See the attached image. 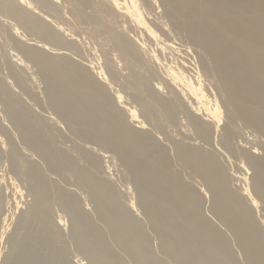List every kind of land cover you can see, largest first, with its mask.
I'll list each match as a JSON object with an SVG mask.
<instances>
[{
  "label": "bare ground",
  "instance_id": "6f19581e",
  "mask_svg": "<svg viewBox=\"0 0 264 264\" xmlns=\"http://www.w3.org/2000/svg\"><path fill=\"white\" fill-rule=\"evenodd\" d=\"M58 4L67 7L66 19L70 20L69 23H73H70L72 28L63 14L66 9L61 5L59 8ZM1 17L6 18L7 21L4 19L1 23L3 21ZM8 20L11 22L8 24L10 28L5 30V32L9 31V36L6 32L7 39L2 31ZM0 23V32L3 33L4 40L6 39L4 45L10 47L6 50L16 52V55L14 54L16 57L11 56L15 58L14 60L9 56L13 52L6 54L9 57L5 55L8 68L12 63L10 60L14 61L8 71V74H11L8 77L11 76L14 80L13 82L11 79V83L17 84H14L15 87L18 86L20 89L23 85L25 88L24 81L28 78L25 80L22 71L26 72L28 66L22 70L19 65L22 66L24 63L33 65L37 72L35 70L29 72L38 74L45 85L43 92L48 102V109L51 111L50 115L54 117L49 115L51 118L48 119L53 122V128L55 129L56 125L57 127L60 124L62 127L64 125L69 131L68 135H72L75 141L85 143L84 147L87 143L97 146L105 152L103 154H111V160L116 154L120 159L114 158L119 159L117 161H121L120 164L124 167L122 169L129 172L128 182H131L129 183L133 186V193L137 197L134 204L129 200L123 203L114 186L96 176V173L101 171V157L104 155L101 154L100 159V155L94 156L88 147L84 149L80 145H76L73 149L76 157H73L72 152V155L70 154L69 151L72 149L68 151L58 149L55 145V136L53 137L55 132L52 127L47 126L46 118L33 114L30 107L28 110V106L26 108V104L25 106L23 104L25 102H22V99L20 101L18 98L20 95L16 93V96L11 92L12 89L9 90V82L7 86V82L3 80L7 81V76L0 78V120L8 122V125L15 128V134L18 133L23 151H27V154L36 157L40 162L38 165L30 161L23 155L24 152L21 154L14 141L9 142L12 140L8 141L4 138L6 144L8 141V148L5 151L0 148V163L4 161L7 166L3 174L13 182H19L20 184L17 185L22 186L31 199L27 208L25 205L26 209L23 212H20V209L18 211V203L10 204L11 208L17 211L15 213L18 215L15 219L18 225L20 223L24 226L27 222L30 224L26 232L23 230L25 233L22 232L23 228L21 229L18 238L21 235L27 238L34 229L39 235L40 228L47 234L46 238H51L48 239L49 241H55L57 244L60 241L64 242V232L62 231L61 234L60 231L62 224L64 228V217L59 215L62 220L53 217V209L58 208V211L70 221L69 230L67 229L69 240L67 239L66 243L72 240L73 247L80 251L77 255L80 256L81 253L87 264H129L127 261L130 260L133 264H169V262L240 264L238 261L241 262V259L237 261L238 256L235 257L234 249L243 255L240 256L244 258L242 263L264 264V219L259 221V217L257 219L253 214L255 212L253 210L258 209V202L264 205V155L257 157L252 149L251 153L240 150L244 161L239 160L243 164L236 169L252 173L250 182L245 172L235 177L236 181L250 183L247 188L245 186V189H239L240 191L235 193L237 191L231 190L229 179L233 180L231 176L238 175V172L237 174L232 172L231 175L230 172L225 171L226 169L212 154L220 151L221 144L223 150H229L236 155L237 151L235 152L230 144L237 136L238 122L244 123L254 135L257 134V137L258 135L264 137V0H0ZM66 23L70 28L66 27ZM74 26L81 32L80 37L84 36L88 38L87 42L92 41V44L96 45L94 46L98 49L92 46L100 52L96 51L104 61L101 63L104 64L103 67L100 65L98 67L101 68L96 70L90 62L83 64L77 60L78 58L75 59L77 55H81L82 49L78 50L81 41L79 36L76 37L79 34L76 32L78 30L73 31ZM173 36L180 41L172 40ZM28 37L33 38L31 44L24 40ZM86 39H81V46ZM143 41L148 42L147 45ZM172 41L175 42L174 45ZM176 41L182 42L177 43L178 45L185 43L187 46L182 45V49L181 46L175 48ZM149 43L150 46L154 44L157 50L148 46ZM145 45L148 46L149 52L146 51L147 49L144 50ZM149 48H154L157 54ZM166 51H177L183 56L175 52L178 55H174L177 57L175 58L177 64L173 61L176 65L174 66L172 62L173 66H169L174 60L171 54V58H166V61L172 60L168 66H165L168 62L163 59L169 55ZM195 55L197 60L193 59V61L194 57H190ZM178 57L182 59L179 60ZM161 58L165 62L164 67L161 66L163 63L160 65L164 70L158 78L155 72L157 69L160 72V67L155 72L154 68ZM83 60L86 62V57ZM112 62L119 63L120 70L122 68L125 73L127 71L125 76H123L124 72H121L122 80H120L122 78L120 71L116 70L118 67H115L117 63L114 65ZM5 64L3 65L6 66ZM31 68L30 70L34 69ZM0 70L3 71L1 67ZM26 76L30 75L26 74ZM31 77H34L33 73ZM156 77L159 81H156ZM204 77L206 84L203 81ZM207 78L210 79L209 83H213V85L208 83L213 90L206 86ZM114 83H118L117 88L120 89L114 90L116 84L114 88L112 87L113 93L110 84L114 86ZM164 89L167 90L169 98H165L167 97L165 91L160 94ZM108 90L113 95H110ZM210 90L213 94H210ZM221 108L224 109L226 116L224 118L227 120L223 131L221 130V143H218L219 140L217 141L216 138L215 145L211 138L217 127H220L218 125L221 124L219 123ZM178 115L185 117L184 122L187 123L188 132L189 128L193 130L194 132L190 131V133H195L199 142L206 145L212 141L214 147L218 143V149L213 147L217 149L214 151L210 148L213 151L210 153L204 151L206 148L201 149L202 144L199 149L200 144L195 143L193 139H187L192 136L186 134L181 135L187 137L185 141H193L196 148L184 144V136L182 138L179 136L181 143L176 139L175 142L171 141L175 132L172 135L168 130L181 124L176 123L178 119L182 120ZM148 123L157 132L154 133L156 136L163 135L165 142L172 143L170 146L172 148L173 145L174 151L171 152L175 153V157L173 158L174 154L169 152L173 160L182 165L180 167H183L186 173L189 170L191 175L189 173L188 175L191 178H199L205 189L201 188L197 191L192 185H188L186 180V182L182 181L178 171L174 169L179 165L173 166L175 162L171 163L165 150L168 144L163 147L164 143L157 142L152 134L153 130H149L151 133L146 130ZM181 125L180 128L184 127ZM1 126L0 135L5 129ZM238 130L241 131L240 128ZM178 135L180 134H177V137ZM160 136H157L158 141H161ZM189 144L191 145L192 142ZM80 162L82 164L86 162L87 166H82ZM184 169L178 170L184 173ZM46 172L59 176L60 179L59 177L57 179L63 183L71 184L74 180L72 185L77 187L75 190L80 189L81 193L88 195L91 201L89 204H93L94 210L91 209L95 211L94 219L99 224H94L92 217L83 209V198L82 201L79 198L81 196H75L73 191L71 193L65 190L60 186L63 184L59 181L55 183L53 181L55 178L51 180ZM182 178L184 179V176ZM207 192L210 194V200L208 199L210 208L206 206L207 211L209 209L208 212L211 211L209 216L212 215V219L219 223L220 227L225 226L230 232L226 230V235L229 233L231 240H235L239 248H235L234 244L232 245L234 249L230 247L229 234L225 236V233H222L225 229L220 231L221 229H217V224L215 225L217 227L213 225L214 223L211 224L213 222L211 218L206 219L209 216L205 218L207 214L204 215L206 210L204 203ZM1 196L4 201L5 196ZM204 196L205 200H203ZM3 205L2 203L0 207L2 208ZM135 207L144 212L146 217L144 219L149 224L147 225H151L157 233L159 241L157 246L160 249L157 253H154L155 250L152 251L148 245L149 236L147 235L148 238L145 236V227L143 230L140 224L144 223V219L139 223L134 216ZM2 211L5 213L6 210L2 208ZM3 213L0 215L2 216ZM9 214L13 216V213ZM6 217L7 215H4L0 221L3 223L2 229L6 224L8 218ZM152 233L154 235V232ZM67 244L64 246L62 244V247L66 248ZM67 248V251L64 249L66 254L70 252ZM238 251L237 254L240 253ZM124 256L130 260L125 261L127 258L124 259ZM40 257L42 256L38 258ZM66 258L64 254V259ZM77 260H72L71 264H74V261L83 264L80 259Z\"/></svg>",
  "mask_w": 264,
  "mask_h": 264
},
{
  "label": "rangeland",
  "instance_id": "374dc122",
  "mask_svg": "<svg viewBox=\"0 0 264 264\" xmlns=\"http://www.w3.org/2000/svg\"><path fill=\"white\" fill-rule=\"evenodd\" d=\"M59 5V8H61V4H58ZM61 5V6H60ZM63 5H65V4H63ZM62 8H65V9H63V10H65V12L63 13L65 16V19H66V11H67V7L66 6H62ZM63 10H60V11H63ZM67 16H69V14H67ZM1 19H3V21L1 22V23H3L4 22V19L7 21V19L6 18H2L1 17ZM68 19H70V17H68ZM67 20V19H66ZM5 21V22H6ZM9 22H7V25L11 22L10 20H8ZM68 21V23H69V21L70 20H67ZM0 23V24H1ZM68 23H66V25L68 24ZM70 23H72V22H70ZM69 23V24H70ZM4 24H6V23H4ZM3 24V25H4ZM73 24V23H72ZM7 25H6V27L3 29L4 31H2L3 33H4V36H9V31L7 32V35H6V32H5V30H6V28L7 29H9L10 27H9V25H8V27H7ZM71 25V24H70ZM70 25H67L66 27H69ZM5 26V25H4ZM3 26V27H4ZM2 27V26H1ZM2 27V28H3ZM71 28L73 27L72 25L70 26ZM69 27V28H70ZM74 28H75V26H74ZM76 29L77 28H75V29H73V31H76ZM78 30V29H77ZM2 32H0L1 34V36H0V38L2 37V35H3V33ZM22 32V31H21ZM76 32H78L77 34L78 35H76V37L77 36H81L82 34H80L81 32H79V30L78 31H76ZM8 36L6 37L7 39H8ZM79 37H78V39H77V44L79 43L78 42V40H79ZM83 37V38H82ZM82 37H80V41L82 42V40L81 39H86V38H84V36H82ZM30 38V39H29ZM172 38V37H171ZM175 38V39H174ZM33 39V38H32ZM32 39H31V37H28V38H26V39H24L27 43L29 42L30 44H31V42H33L32 41ZM88 39V38H87ZM83 40V44H82V46L84 45L85 47H83L82 48V46H81V42H80V47H79V45H78V50H80V49H82V51H83V53H82V51H80L81 52V55L80 56H76V58L75 59H77L78 61H80L81 63H88L89 64V62L93 65V68L94 69H96V70H98V68H101V67H98V66H100L101 65V63H104V61H103V59L101 58V56H100V54H98L96 51H98V50H96V49H98V48H96L95 46V44H92V41H89V42H91L90 44H88L89 42H87L88 40ZM179 40L178 38H176L175 36H173V39L172 40ZM1 41H0V67H1V69L3 70V71H1V75L0 76H2V77H0L1 79L2 78H5L6 76L8 77V75H11V74H8L9 72L8 71H10V65L11 64H13V60L15 59H13V57H16V56H14V54L16 53H14V51H11V50H9V51H11V52H13V53H11V52H8L7 50H6V48L7 47H5V45H4V43H5V40H4V38L2 37L1 39H0ZM4 40V41H3ZM30 40V41H29ZM180 41V40H179ZM177 42L176 41V47L175 48H180V46H181V49L183 48L182 47V45H184V47H186L187 45H185V43H183L182 45H178V44H180V43H182V42ZM8 41H6V45H8V43H7ZM146 45H147V43H146V41H143ZM178 43V44H177ZM88 44V45H87ZM172 44L174 45L175 44V42H173L172 41ZM10 45V44H9ZM96 48H94L93 46ZM145 45V46H146ZM151 44L149 43V45L148 46H150ZM143 47V48H145L144 50H146V51H148V46H146V47ZM150 47H155V45L154 44H152V46H150ZM92 48V49H91ZM7 49H10V47L8 46V48ZM94 49V50H93ZM150 49H152L151 51H153L154 50V48H149V50ZM155 49H156V47H155ZM13 50V49H12ZM157 50V49H156ZM156 50H154L155 51V53H156ZM8 53H7V52ZM150 51V52H151ZM89 52V53H88ZM99 52V51H98ZM149 52V51H148ZM167 52V51H166ZM169 52V53H168ZM167 53L169 54V55H166V57L163 59V58H161L160 59V64L158 63V64H156L157 65V67H155L154 68V72H155V70L157 69V68H159L160 67V72L158 71L159 69H157V71L155 72V73H157V77L159 76V75H162V71L164 70L162 67H164V63L165 62H163V60L164 61H166L167 59H169V58H171V54L173 55L172 56V59H174V60H172V59H170V61L168 60V61H166V62H168V63H166L167 65H165V66H168L169 65V62H170V64H172V62L174 61L175 62V60H177V59H175V58H177V57H175V56H178V55H176V53H177V51H174V52H171V51H168ZM171 52V53H170ZM176 52V53H175ZM9 53H11V54H9ZM100 53V52H99ZM173 53H175V54H173ZM8 55L9 54V56L11 57L12 55H13V57H11L10 59V62H12V63H10V65H9V68H8V64L6 63L7 62V58L5 57V55ZM77 54H79V53H77ZM157 54V53H156ZM177 54H179V55H181L182 53H180V52H178ZM6 55V56H7ZM16 55V54H15ZM83 55V57H81ZM164 55V56H165ZM175 55V56H174ZM9 56H7V57H9ZM88 56V57H87ZM99 56V57H98ZM168 56V57H167ZM170 56V57H169ZM183 55H181V57H182ZM82 59H81V58ZM85 57H86V60L88 61H86V62H84V60H83V58L85 59ZM174 57V58H173ZM181 57H178V59L180 58V59H182ZM190 57V56H189ZM192 57H194V58H192ZM196 57V55L195 56H191L190 58H192V60L194 59H196L197 60V57ZM101 58V59H100ZM167 58V59H166ZM5 59H6V61H5ZM9 59V58H8ZM163 59V60H162ZM179 59V60H180ZM102 60V61H101ZM193 60V61H194ZM195 60V61H196ZM3 61H5V63H3ZM75 61V60H74ZM173 62V64H174V66L177 64L176 62V64ZM177 62H179V61H177ZM9 63V62H8ZM16 63V62H15ZM112 63H114V62H112ZM117 63V62H116ZM116 63H114V65L116 64ZM163 63V64H162ZM3 64H5L6 66H7V68H6V66H4ZM22 64V63H21ZM25 64H26V66H25ZM91 64H90V66H91ZM162 64V65H161ZM173 64L172 65H169V66H173ZM17 65V64H16ZM15 65V66H16ZM118 65H119V63H117V65L115 66V67H118ZM155 65V66H156ZM162 67H161V66ZM195 65H197V64H195ZM4 66V67H3ZM24 66V67H23ZM28 66V67H27ZM30 66V67H29ZM31 66H32V68H34L33 70H30V68H31ZM102 67L104 66V64L103 65H101ZM5 68V69H3V68ZM18 67V66H17ZM17 67H15V68H17ZM19 67L22 69V70H24L25 69V67H27L26 69H27V71L25 72V71H22V73L23 74H25V80L27 79L28 81H30V82H28L27 80L26 81H24V84H26V87L24 88V85L21 87L22 89L24 88V89H26V90H22V89H20V88H18V86H16L15 87V85H17V84H15V83H11L12 81H11V76H9L7 79V81H6V79H3L4 81H5V83H6V85L8 84V82H9V85H7V86H9L8 88H9V90L10 89H12V93H14L15 95H16V93H17V95L19 96L18 98H20V101H21V99H22V102H25V103H23L24 104V106H25V104H26V108H27V106H28V110H29V107H30V111H32V113L33 114H35V115H38L39 117H42L43 119H45V121H47L46 122V124H47V126L48 127H52V129H53V132H55V134L53 135V137L55 136V141H56V143H55V141H54V143H55V145H56V147L58 148V149H60V150H62V149H64V150H66V151H68L69 149H72L71 151H69L70 152V154H71V152L73 153V149H75V146L77 145V146H82L84 149L86 148V147H88L87 149L88 150H91V154H93L94 156H99V158L102 156V155H104V157H105V155H107L105 158L104 157H101L100 159H101V161H102V163H101V171L99 172V173H96L97 175L96 176H98L99 178H101V179H103V180H105V181H108V183H110V185L111 186H114V189L119 193V195L121 196V198H122V200L124 201L123 203H126L128 200L129 201H132L133 202V204L134 203H136L135 202V199L137 198L136 197V194L135 193H133L134 191L132 190L133 189V186L128 182V180H130V178H129V176L127 177V174H129V172H128V170H127V172L125 171V169H122V168H124L123 167V165L122 164H120V162H118L117 160H119L120 158L115 154L113 157H112V160L110 159V157L112 156L111 154H109V153H106V154H103V153H105L104 151L102 152L97 146H94V145H92L91 143H87L86 144V146L84 147V145H85V143L84 144H82L83 142H80V143H78V140H76L75 141V139L72 137V135H68V133H69V131H67V129H65V126L63 125V127H62V125L60 126L59 124V126H60V129H59V126L57 127V125L55 126V129L53 128L54 126H52L53 124V122L51 121V120H49L48 118H54L52 115H50V113H51V111H49V106H48V102H47V100H46V97H45V94H44V92H43V90L45 89V85H43V81L40 79V76L38 75V74H35L34 72H29V71H36L37 72V70H36V68L35 67H33V65H27V63H24L22 66L21 65H19ZM92 67V66H91ZM120 67H121V65H120ZM120 67H118L116 70L120 73V76L122 77V74H121V72H124V70H122V68H121V70H120ZM31 68V69H32ZM7 69V70H6ZM17 69H19V68H17ZM29 69V70H28ZM103 69V68H102ZM119 69V70H118ZM11 73V72H10ZM32 73H33V75H34V77H31L32 76ZM20 74H21V70H20ZM26 74H29L30 76H26ZM125 74H127V71H126V73L124 72V74H123V76H125ZM5 75V76H4ZM38 75L39 76V78H38V76H37V78H36V76ZM4 76V77H3ZM127 76V75H126ZM156 77V81L158 80L159 81V77L157 78ZM10 78V79H9ZM205 78L206 77H204V79H203V81L205 80ZM24 79V78H23ZM123 79V77L120 79V80H122ZM13 80V79H12ZM38 80V81H37ZM207 84L209 83V78H207ZM42 81V82H41ZM13 82H14V80H13ZM26 82V83H25ZM37 82V83H36ZM154 82H155V79H154ZM206 81H204V83H205ZM212 82V81H211ZM28 83V84H27ZM15 84V85H14ZM35 84H37V85H35ZM118 86H117V85ZM114 83L113 85L114 86H112V84H110L111 85V88L110 89H112V92L114 93V90L116 91V90H119L117 87H119V84L118 83ZM206 84V83H205ZM209 84H212L213 85V83H209ZM209 84L208 85H206V86H208L209 87V89H212V88H210V87H212L211 85L209 86ZM13 85V86H12ZM30 85H31V87H30ZM34 85V86H33ZM109 85V86H110ZM115 85H116V87H115ZM33 86V87H32ZM20 87V86H19ZM39 87V88H38ZM115 87V89L113 90V88ZM17 88V89H16ZM34 88V89H33ZM44 88V89H43ZM117 88V89H116ZM109 89V88H108ZM22 90V91H21ZM213 90V89H212ZM212 90H210V94H213V92L211 93V91ZM21 91V92H20ZM25 91V92H24ZM29 91V92H28ZM163 91V92H162ZM161 92H160V94H163L164 93V91H165V89L164 90H162ZM167 91V90H166ZM165 91V95H167V92ZM25 93V96H24V93ZM108 92H109V90H108ZM23 93V94H22ZM29 93V94H28ZM113 93H111V92H109V94L110 95H113ZM44 94V95H43ZM16 95V96H17ZM169 95V94H168ZM167 95V97H165V98H169L170 96H168ZM214 95H215V91H214ZM126 96V95H125ZM163 97H164V95H163ZM171 97H172V95H171ZM213 97V95L211 96V98ZM23 98H24V100H23ZM35 99V100H34ZM27 100V101H26ZM44 100H46V101H44ZM27 102V103H26ZM45 102H47V103H45ZM46 104H47V106H46ZM44 105V106H43ZM133 106H135V105H133ZM0 109H1V107H0ZM32 109V110H31ZM221 110H222V112H221ZM223 110L224 109H220V114H221V118H220V120H221V122H220V120H219V123H221L220 125H218V126H220V127H217V133H219V134H217L216 132L212 135V137L214 138H211V140L213 141V143H215V145H216V142L218 141V143L220 142V140H221V133H222V131H223V129H224V126H225V122H226V118H224V117H226L225 116V111L223 112ZM1 111V110H0ZM43 111V112H42ZM201 113V112H200ZM42 114V115H41ZM1 115V114H0ZM41 115V116H40ZM51 117H50V116ZM45 116V117H44ZM49 116V117H48ZM178 116H180V117H178V118H180V119H182L181 121H179V119L177 120V122L176 123H181L180 125L181 126H184V127H181L180 128V125H177L176 126V128H173V129H171V130H168V131H170V133H172V135H173V133L175 132H177L176 133V135H175V133H174V136H173V140L171 139V141H174L175 142V139H176V141H179V139L181 140V138L186 134V136H192L191 138H187V137H185L184 136V141L186 140V138L187 139H193V141L195 142V143H198V145H199V149L201 148V149H205L204 151H208V152H210V153H212L213 151L212 150H210V148H212V149H214V148H216L217 146H219L218 145V143H217V146L216 147H214L215 145L212 143V141H210V143H208V144H203L202 142H199L200 140L197 138V136L195 135V133L193 134H191L190 133V128H189V132H188V126L186 125L187 123H185L184 121H186V119H185V117H183V115H178ZM181 116H182V118H181ZM200 117H202V115H200ZM0 119H1V116H0ZM225 120V121H224ZM185 124H184V123ZM239 123V126L238 127H236L237 128V131H238V133H239V135H238V133H237V136H239V137H237L236 136V138L235 139H233L232 141H231V144L230 145H232L231 146V148L232 149H234V151L236 152V155H235V153H234V155H233V153L232 152H230L229 150L227 151L226 149H224L223 150V147H222V145L220 144V148H219V150L221 151H215V150H217L218 149V147H217V149H214V151L215 152H217V153H212L213 155H214V157L218 160V162L220 163V165L221 166H223V168L224 169H226L225 171H228V172H230L231 173V175L234 173V174H237V172H238V175H230L232 178H233V180H231V179H229L230 180V184L232 185H230V188H231V190H233V192L234 191H237V192H235V193H238L240 190H242V188L243 189H245V186H246V188L248 187V185L250 184V183H248L247 181H246V179H245V181H246V183L245 182H243V181H236V176H240L241 175V173H243V172H245V174H246V176H247V180H249V182H250V179L249 178H251V171H248V172H246V171H244V170H242L241 169V171L240 170H238V169H236L237 167H239V165H241V164H243L241 161H244L243 160V158H242V151H240V150H242L243 149V151L246 153L247 151V153H249L250 152V150L251 151H254V152H256L255 153V156H257V157H261V155L263 154L264 155V152L262 153V150L264 151V148H263V140H264V137L263 138H261V136H259L258 135V137L260 138L259 140H258V137L256 136V135H254V132L249 128V127H246L245 126V124L244 123H242V122H238ZM237 123V124H238ZM223 124V125H222ZM0 125H2L1 127L2 128H5L4 130H3V132L1 133V135H0V148H1V150L3 149L4 151H5V149L7 150V148H8V146H7V144H8V141L9 140H12V141H9V142H13L14 144H15V146L16 145H18V146H16L17 147V149L19 150V151H21V154L23 153V155L25 156V157H27L28 159H30V161L32 160V162H34V163H37L38 165H40V162H38V159L36 158V157H34V156H32L31 157V155L30 154H27L28 152L27 151H23L24 150V148H23V145L21 144V142H19V141H21L20 140V138H19V136H18V133L17 134H15L16 133V130H15V128H13V127H11V125L9 124L8 125V122L6 123V121H4L3 122V120H0ZM147 127H146V130L147 131H152L153 130V132H152V134H154L156 131L154 130V128L152 127V125L151 124H149L148 123V125H146ZM151 128H149V127ZM186 126H187V128H186ZM223 126V127H222ZM57 127V128H56ZM179 128V129H178ZM186 129V131L188 132V133H190L189 135H188V133L186 132V131H184V130H180V129ZM241 129V131L240 130H238V129ZM249 128V129H248ZM56 129H58V130H56ZM176 129H178V130H175ZM6 130V131H5ZM222 130V131H221ZM149 131V133H151ZM167 131V133L169 134V132ZM173 131V132H172ZM182 133H181V132ZM219 131V132H218ZM191 132H194L193 130L191 131ZM3 133H5V134H3ZM11 133V134H10ZM67 133V134H66ZM3 134V135H2ZM151 134V135H152ZM155 134H157V132L155 133ZM154 134V136L156 137V140H157V142L159 143V142H161L162 144H163V147H165L167 144H168V148L166 147L165 148V150H166V152H167V154L169 155V159H171V163L173 164L174 162V164H173V166L175 167V166H178L179 164H177L178 162L177 161H174L173 160V158L175 157V153L174 152H171V151H174V149H172L173 148V145H172V148H171V142H165V139H163L164 138V136L162 137V136H160V134H158L159 136H160V138H161V141H158L159 139H158V135L156 136ZM177 134H180V135H178V137H177ZM181 134H184L183 136L181 135ZM169 135H171V134H169ZM171 135V136H172ZM217 135V136H216ZM10 136H12V137H10ZM69 136H71V138L69 137ZM179 136H181V138L179 137ZM216 136V137H215ZM253 136H255V137H253ZM63 137V138H62ZM65 137V138H64ZM68 137V138H67ZM170 137V136H169ZM194 137H196V139L194 138ZM257 137V138H256ZM7 138V144H6V140L5 139ZM73 138V139H72ZM216 138H218V139H216ZM257 140H256V139ZM58 139V140H57ZM182 139V140H183ZM215 139L217 140V141H215ZM73 140H74V143H73ZM197 142H196V141ZM5 141V142H4ZM66 141V142H65ZM68 141V142H67ZM72 141V142H71ZM193 141H190V140H188V141H185V143L184 142H182V143H184V144H188L189 146H191V147H197L196 146V144H195V146H194V142ZM70 142H71V144H70ZM180 143H181V141H179ZM188 142V143H187ZM189 142H192V144L190 145L189 144ZM246 142V143H245ZM4 143V144H3ZM75 143H77V144H75ZM160 143V145L162 146V144ZM167 143V144H166ZM170 143V144H169ZM221 143V142H220ZM75 144V145H74ZM201 144H202V146H201ZM66 145V146H65ZM72 145H74V146H72ZM92 145V146H91ZM165 145V146H164ZM204 145H205V147H204ZM209 147H208V146ZM73 148H72V147ZM201 146V147H200ZM242 146V147H241ZM244 146V147H243ZM19 147V148H18ZM66 147V148H65ZM71 147V148H70ZM214 147V148H213ZM254 147V148H253ZM62 148V149H61ZM172 150H171V149ZM237 148H239V150L237 149ZM20 149H22V150H20ZM98 149V150H97ZM237 149V150H236ZM253 149H255V150H253ZM2 150V151H3ZM88 150H86V151H88ZM168 150V151H167ZM257 150V151H256ZM173 153L174 155H173V158H172V154L170 153ZM212 151V152H211ZM226 151V152H225ZM243 152V153H244ZM26 153V154H25ZM75 153V152H74ZM74 153H73V157L75 156L76 157V154L74 155ZM223 153V154H222ZM238 153V154H237ZM251 153V152H250ZM102 154V155H101ZM109 154V155H108ZM171 154V155H170ZM229 154V155H228ZM27 155H29V157L27 156ZM72 155V154H71ZM114 157H116V158H119V159H116V158H114ZM114 158V159H113ZM240 158H242V159H240ZM34 159V160H33ZM105 160V161H104ZM239 160H241V161H239ZM100 161V162H101ZM114 161V162H113ZM174 161V162H173ZM4 162V161H3ZM3 162H1L0 164V196L1 195H3V197L5 198L4 199V201H3V199L0 197V206H1V204L3 203L4 205L2 206V208L3 209H5L6 211H5V213H3L4 211H2V208L0 207V211H2L1 213H3V217H4V215H7V220H6V224H5V226H4V228L2 229V225H3V223L2 222H0L1 224H0V263L2 262V264H71V263H73V261L72 260H77V259H80V262L81 263H83V264H87L86 263V260L85 259H83L82 258V256H81V253H80V256L79 255H77V254H79V250H77V248L76 247H73L74 246V243H72L73 241L71 240V242H69L68 244L66 243L69 239H68V237H67V233H69V226H70V221H68L69 219H68V217L66 216L65 217V215L61 212V211H58V208L56 209L55 208V210L53 209V217L55 218V219H58V217H59V215H61V217L63 218V220H64V228H63V224L60 226V231L62 232H64V234H63V232L61 233V234H63L64 235V242H62V241H60L58 244L55 242V241H49V240H51V238H46L47 236V234H45L40 228H39V231H38V228H36L37 229V231L39 232V235H38V233L37 232H34V231H36L35 229L30 233V235L26 238L24 235L22 236L21 235V237L19 236V238H18V235H20V231H21V229H22V232L23 233H25L26 232V229L27 228H30V224L27 222L24 226H22L23 224H21L20 225V223H19V225H18V222H17V220L15 219L16 217H17V213H15V212H17V211H15V209H13V207L11 208V205H14L15 203L17 204L18 203V206H17V208H18V211H19V209H20V212H23V211H25V209L27 208V204L28 203H30L31 201V199L28 197V195H27V193L25 192V189H23L22 188V186L20 187V185H17V184H20L19 182H17V181H14L13 182V180H11L9 177H6L3 173V171L6 169L7 170V166L3 163ZM177 162V163H176ZM86 162H84L83 164L80 162V164L82 165V166H87V164H85ZM112 163V164H111ZM238 163V164H237ZM176 164V165H175ZM238 166H237V165ZM122 165V166H121ZM2 166V167H1ZM4 166V167H3ZM6 166V167H5ZM180 166H182V165H179L178 167H176V168H174L176 171H178V173H179V176H180V178L182 179V181L183 182H186L188 185H192L193 186V188L195 189V190H197V191H199L201 188H203V189H205V187H204V185H203V182L201 181V180H199V178H194V177H190L189 175H188V173L190 174V172H189V170H187L188 172L186 173L185 172V169L183 168V167H180ZM86 168H88V167H86ZM178 169H181V171H182V169H184V173H182L180 170H178ZM228 169V170H227ZM235 169V170H234ZM103 170V171H102ZM236 171V172H235ZM228 172H226L227 174H229ZM233 172V173H232ZM250 172V173H249ZM180 173H182V175H180ZM247 173H249V175H247ZM46 174H47V176H49V178H51V180L52 179H54L53 181H55V183H58V179H60V177L59 176H57L56 177V175H52V174H49L48 172H46ZM184 174V175H183ZM244 174V173H243ZM191 175V174H190ZM55 176V177H54ZM182 176H184V179L182 178ZM245 176V175H244ZM245 176V177H246ZM59 177V178H58ZM190 177V178H189ZM58 178V179H57ZM230 178V177H229ZM9 179V180H8ZM192 179V180H191ZM234 179H235V181H234ZM56 180H57V182H56ZM186 180V181H185ZM8 181V182H7ZM74 180H72L71 182L74 184V182H73ZM194 181H196V182H194ZM7 184H6V183ZM12 184H11V183ZM60 182V181H59ZM61 184H63V186L62 185H60L61 187H63L65 190H67L68 192H71L72 193V191H73V193L75 194V196H77L78 195V197L79 196H81V197H79L80 198V200L82 201V198H83V201H82V205H83V209L85 210V212L86 213H88V215L90 216V217H92V219H93V222H94V224H96L97 223V221H95V219H94V212L95 211H92V209H93V207H92V205H90L91 204V201H89V197H88V195L87 194H83V192L81 193V190L79 191V190H75V189H77V187L76 186H74V185H72V183L71 184H69V183H63L62 181L60 182ZM194 183V184H193ZM7 185V186H6ZM11 185V186H10ZM12 185H14V186H12ZM66 185V186H65ZM68 186V187H67ZM191 186V187H192ZM74 187V188H73ZM19 189V190H18ZM240 189V190H239ZM239 190V191H238ZM5 191V192H4ZM2 193V194H1ZM4 193V194H3ZM26 193V194H25ZM10 196H9V195ZM19 194H20V196H19ZM86 195H87V197H86ZM25 196H27V198L25 197ZM136 197V198H135ZM78 198V199H79ZM87 198H88V200H87ZM206 199V197L204 196L203 197V200H205ZM210 194L207 192V199H206V202L205 201H203V202H205L204 203V207H206V206H208V205H210ZM209 199V200H208ZM86 200V201H85ZM208 200V201H207ZM9 201V202H8ZM12 202H13V204H12ZM15 202V203H14ZM87 202V203H86ZM131 202V203H132ZM209 202V203H208ZM6 203H8V204H6ZM22 203V204H21ZM90 203V204H89ZM208 203V204H207ZM11 204V205H10ZM85 204H86V206H85ZM25 205H26V208H25ZM5 207V208H4ZM10 207V208H9ZM209 207V206H208ZM208 207H206V210L205 211H207V208ZM264 205H262V204H260V202H258V206H257V208L258 209H254L253 210V212L255 211L256 212V214H255V212L253 213L254 214V216L255 217H257V219H258V217H259V221L260 220H263L264 219ZM9 208V209H8ZM92 208V209H91ZM210 208V207H209ZM10 210V212L11 213H13V216H11V214H9L8 213V211ZM12 210V211H11ZM94 210V209H93ZM135 210H136V212H133L134 213V216L135 217H137L136 219L139 221V223L140 222H142L143 221V219L145 218L146 219V217H145V214H144V212L141 210V209H139V208H136L135 207ZM210 210V209H209ZM208 210V211H209ZM205 211H204V215L205 214H207V216L205 215V218L206 217H208L209 216V213L211 212H208L207 211V213H205ZM0 213V214H1ZM9 214V215H8ZM211 214V213H210ZM1 216V215H0ZM0 217V221H2V219H3V217ZM15 216V217H14ZM61 217H59V218H61ZM62 218H61V220H62ZM211 218V221H213V222H211V224H213L214 226L217 224L218 225V227L217 226H215V227H217V229H221L220 231H223L224 229H225V226H224V228H222L223 226L221 225V227H220V224L219 223H216V221L215 220H213L212 218H213V216L211 215V216H209V218H206V219H210ZM13 219V220H12ZM144 219V223H140V224H142V227H143V230H144V227H145V230H144V233L146 234H144L145 236H149V238H148V236H147V238H148V240H149V242L150 243H148V245H149V247H150V249L153 251V250H155L154 251V253L156 252H158L160 249L158 248L159 246H157L158 245V243H159V241H158V236H157V233L155 232V230H153L154 228H152V226L150 227V226H148L149 224L147 223V221ZM256 219V218H255ZM4 220H5V218H4ZM69 222V223H68ZM13 223V224H12ZM61 223H63V221L61 222ZM16 224V225H15ZM97 224H99V223H97ZM146 224V225H145ZM148 224V225H147ZM13 225H15V226H13ZM28 225V226H27ZM66 225V226H65ZM264 225V224H263ZM22 226V227H21ZM67 226H68V228H67ZM19 227H21L20 228V230H19ZM150 227V228H149ZM15 228V229H14ZM63 228V229H62ZM68 229V230H67ZM223 229V230H222ZM263 229V228H262ZM19 230V231H18ZM25 232H24V231ZM227 229H225V231H223L222 233H225V236H227L226 235V231ZM6 231V232H5ZM12 231H14V232H12ZM263 231H264V229H263ZM18 234H17V233ZM21 232V233H22ZM34 232V233H33ZM43 232V233H42ZM152 232H154V235L156 234V236H154L153 235V233ZM6 233V234H5ZM8 233V234H7ZM22 233V234H23ZM37 233V234H36ZM66 233V234H65ZM148 233V234H147ZM9 234H11V235H9ZM32 234H34V235H32ZM10 237H9V236ZM36 235V236H35ZM39 236V238H38V236ZM14 236V237H13ZM17 236V237H16ZM32 236V237H31ZM46 236V237H45ZM230 234H229V238H230ZM8 237V238H7ZM37 237V238H36ZM49 237V236H48ZM155 237V238H154ZM9 238H10V241H9ZM13 238V239H12ZM33 238V239H32ZM66 238V239H65ZM227 238V237H226ZM228 238V239H229ZM232 238V237H231ZM231 238H230V240H231ZM22 241H21V240ZM25 239V240H24ZM47 241H46V240ZM49 239V240H48ZM68 239V240H67ZM17 240V241H16ZM33 240V241H32ZM41 240H43L42 242H39V241H41ZM67 240V241H66ZM234 240V239H233ZM18 241H20V242H18ZM36 241V242H35ZM229 241V240H228ZM232 241V240H231ZM229 242V244H230V247H232V245L234 244V246H235V248H239L238 247V245H237V242H235V240L234 241H232V242ZM7 242V243H6ZM11 242V243H10ZM33 242V243H32ZM45 242H46V244H45ZM6 243V244H5ZM17 243V244H16ZM19 243H20V245H19ZM50 243V244H49ZM53 243V244H52ZM55 243H56V245H55ZM9 244L12 246V245H14V247L12 246H9ZM23 244V245H22ZM29 244V245H28ZM44 244V245H43ZM61 244V245H60ZM62 244H63V246H64V244H67L69 247L67 248V245H65L66 246V248L68 249V251H70V252H68L67 254L65 253V251H67L66 250V248L65 247H62ZM151 244V245H150ZM30 245H31V247H30ZM36 245H38V246H36ZM40 245V246H39ZM55 245V246H54ZM59 245V246H58ZM45 246H47V247H45ZM49 246H50V248H49ZM75 246H77V245H75ZM234 246L232 247L233 249H234ZM7 247V248H6ZM51 247H52V249H51ZM27 248V249H26ZM38 248V249H37ZM54 248H55V250H54ZM231 248V249H232ZM36 249V250H35ZM46 249V250H45ZM57 249V250H56ZM62 249H63V251H62ZM64 249H65V251H64ZM76 249V250H75ZM233 249H232V251H233ZM8 252H7V251ZM16 252H15V251ZM45 250V251H44ZM54 250V251H53ZM3 251V252H2ZM13 251V252H12ZM21 251V252H20ZM43 251V252H42ZM47 251V252H46ZM76 251H78V252H76ZM237 249H236V251H235V249H234V252L233 253H236V254H234V255H236L235 257H240V256H243L242 254H241V252L240 251H238V253L240 254H237ZM7 253V254H5V253ZM12 252V253H11ZM23 252V253H22ZM4 253V254H3ZM9 253V254H8ZM23 255H22V254ZM31 254V257H30V254ZM40 253V254H39ZM43 253V254H42ZM51 253V254H50ZM56 253V254H55ZM16 254H17V256H16ZM64 254H65V257L67 256V258L66 259H64ZM70 254V255H69ZM5 255V256H4ZM6 255H8V256H6ZM27 255V256H26ZM28 255H29V257H28ZM37 255V256H36ZM52 255V256H51ZM55 255L57 256L56 258L58 259H56L55 258ZM63 257H62V256ZM72 255V256H71ZM39 256H42V257H44V258H42V257H40V258H38ZM60 256V257H59ZM73 257V258H71V257ZM12 258V261H11V258ZM47 257V258H46ZM51 257H52V259H51ZM63 259H62V258ZM77 257V258H76ZM238 257H237V261L238 260H240L241 259V262L240 261H238L240 264L242 263V262H244V261H242L243 259H242V257H240L239 259H238ZM3 258H5V259H3ZM10 258V259H9ZM29 258V259H28ZM34 258H35V260H34ZM76 258V259H75ZM124 259L125 258H127V257H123ZM9 259V260H8ZM45 259V260H44ZM56 261V262H54V260ZM69 259H70V261H69ZM72 259V260H71ZM129 258H127V259H125V261H127ZM13 260H15V261H13ZM18 260V261H17ZM22 261V262H20V261ZM32 260V261H31ZM44 260V261H43ZM49 260V261H48ZM85 260V261H84ZM130 260V259H129ZM26 261V262H25ZM27 261L28 262H30V263H27ZM53 261V262H52ZM57 261H58V263H57ZM74 261V264H78V262H75ZM77 261H79V260H77ZM10 262V263H9ZM33 262V263H32ZM67 262V263H66ZM129 264H133L132 262H131V260L130 261H127ZM126 262V263H127ZM131 262V263H130ZM169 264H178V263H173V262H169ZM242 264H245V263H242Z\"/></svg>",
  "mask_w": 264,
  "mask_h": 264
}]
</instances>
